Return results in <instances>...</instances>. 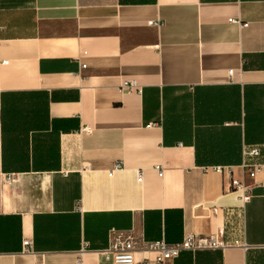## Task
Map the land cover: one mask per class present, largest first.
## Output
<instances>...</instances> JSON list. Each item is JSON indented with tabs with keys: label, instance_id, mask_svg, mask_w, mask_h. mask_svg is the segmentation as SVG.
<instances>
[{
	"label": "crops",
	"instance_id": "obj_1",
	"mask_svg": "<svg viewBox=\"0 0 264 264\" xmlns=\"http://www.w3.org/2000/svg\"><path fill=\"white\" fill-rule=\"evenodd\" d=\"M250 147L264 162V0H0V264H111V229L238 242L172 264H264V188L232 192Z\"/></svg>",
	"mask_w": 264,
	"mask_h": 264
},
{
	"label": "built area",
	"instance_id": "obj_2",
	"mask_svg": "<svg viewBox=\"0 0 264 264\" xmlns=\"http://www.w3.org/2000/svg\"><path fill=\"white\" fill-rule=\"evenodd\" d=\"M230 19L228 22H231ZM150 25L160 26L159 22H149ZM245 23L243 27L247 26ZM6 64V62H3ZM86 65H82V69H85ZM233 76V71L230 70L229 77ZM123 93H134L140 92L139 86L134 80H125L119 84L118 88ZM89 128L85 129L88 131ZM261 153L260 150L256 147H250L245 149L243 152V161L242 167L248 179L253 183L248 185L243 180H236L233 178L232 182V192L238 194L240 202L244 205L250 201L251 190L255 186L264 188V179L261 182H256L258 175H264V162H249V158L258 159ZM119 165L114 167L113 171L108 173L109 176L113 174L114 171H117ZM155 169H158L159 176H162V169L159 166H156ZM217 172L225 173L228 176L232 171L228 168H217ZM14 179V175L3 176L2 182L10 184ZM142 181V175L139 173L137 182ZM109 240L108 247L100 251V255L103 260L111 264H172V261L176 259L181 253L184 252H204V251H220L230 247L238 245V242L233 243L227 242L222 239L220 235H209V236H196L194 234H187L184 238L172 244L166 243L164 240H158L155 242H142L140 243L133 235L131 231H118L111 229L109 231ZM23 249L25 251L31 252L32 242L24 240L22 243ZM143 252L146 254H152V258L143 257L140 260H137L136 253ZM79 263V262H78Z\"/></svg>",
	"mask_w": 264,
	"mask_h": 264
}]
</instances>
